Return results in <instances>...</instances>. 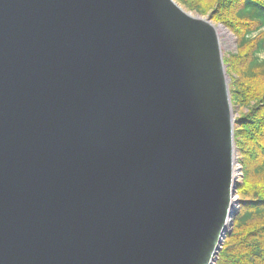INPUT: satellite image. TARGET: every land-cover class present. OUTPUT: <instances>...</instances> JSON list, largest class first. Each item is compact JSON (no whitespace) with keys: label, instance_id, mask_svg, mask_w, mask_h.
<instances>
[{"label":"water","instance_id":"water-1","mask_svg":"<svg viewBox=\"0 0 264 264\" xmlns=\"http://www.w3.org/2000/svg\"><path fill=\"white\" fill-rule=\"evenodd\" d=\"M220 26L0 0V264L216 263L238 205Z\"/></svg>","mask_w":264,"mask_h":264},{"label":"trees","instance_id":"trees-1","mask_svg":"<svg viewBox=\"0 0 264 264\" xmlns=\"http://www.w3.org/2000/svg\"><path fill=\"white\" fill-rule=\"evenodd\" d=\"M225 27L236 40L224 55L242 182L238 212L215 264H264V0H176Z\"/></svg>","mask_w":264,"mask_h":264},{"label":"rangeland","instance_id":"rangeland-1","mask_svg":"<svg viewBox=\"0 0 264 264\" xmlns=\"http://www.w3.org/2000/svg\"><path fill=\"white\" fill-rule=\"evenodd\" d=\"M192 14L193 15H197V14H194L193 12H192ZM202 17V16H201ZM203 18H207V17H203ZM216 26H218V25H216ZM222 26V25H221ZM223 27V26H222ZM226 29V28H225ZM229 38H224V37H219V40H220V42H221V49H222V51H223V55H225V54H228V53H231V52H234L235 51V49H236V40H235V38H234V36L229 32ZM260 58L262 59V60H264V53H262L261 55H260ZM234 114H235V112H234ZM235 116H236V114H235ZM238 155V154H237ZM238 159V158H237ZM236 168H238V170L239 169H241V170H239V176L237 177V184H239V183H241L242 182V179H243V173H242V167H241V165L238 163V160H237V166H236ZM234 200L235 201H237L238 202V197H237V191H236V197L234 198ZM238 207H239V205H234L233 206V213L235 214L236 213V210H237V212H238ZM236 215V214H235ZM234 215V216H235ZM233 219H234V217H233Z\"/></svg>","mask_w":264,"mask_h":264},{"label":"bare ground","instance_id":"bare-ground-1","mask_svg":"<svg viewBox=\"0 0 264 264\" xmlns=\"http://www.w3.org/2000/svg\"><path fill=\"white\" fill-rule=\"evenodd\" d=\"M217 31H218L219 37H224L226 39L230 37L229 36V32L225 28H223L221 26L218 28ZM220 44H221V42H220ZM234 174H235V178H237L239 176V170H238V168L236 169V171L234 172Z\"/></svg>","mask_w":264,"mask_h":264}]
</instances>
